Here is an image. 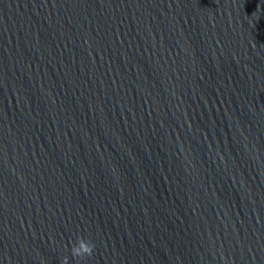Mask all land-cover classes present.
Wrapping results in <instances>:
<instances>
[{"label":"water","instance_id":"1","mask_svg":"<svg viewBox=\"0 0 264 264\" xmlns=\"http://www.w3.org/2000/svg\"><path fill=\"white\" fill-rule=\"evenodd\" d=\"M264 264V0H0V264Z\"/></svg>","mask_w":264,"mask_h":264},{"label":"clouds","instance_id":"2","mask_svg":"<svg viewBox=\"0 0 264 264\" xmlns=\"http://www.w3.org/2000/svg\"><path fill=\"white\" fill-rule=\"evenodd\" d=\"M95 245L91 240L79 237L77 242L72 244L70 249L71 255L77 260V264L86 257L93 255ZM61 264H69V257L64 256L61 260Z\"/></svg>","mask_w":264,"mask_h":264}]
</instances>
